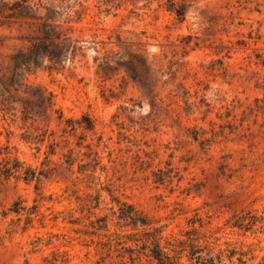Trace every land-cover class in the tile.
<instances>
[{
	"label": "rangeland",
	"instance_id": "rangeland-1",
	"mask_svg": "<svg viewBox=\"0 0 264 264\" xmlns=\"http://www.w3.org/2000/svg\"><path fill=\"white\" fill-rule=\"evenodd\" d=\"M169 2L27 0L78 51L21 79L0 19V264H264V0Z\"/></svg>",
	"mask_w": 264,
	"mask_h": 264
},
{
	"label": "trees",
	"instance_id": "trees-1",
	"mask_svg": "<svg viewBox=\"0 0 264 264\" xmlns=\"http://www.w3.org/2000/svg\"><path fill=\"white\" fill-rule=\"evenodd\" d=\"M185 0L180 3L170 0L168 10L173 12L178 19L183 20L186 12ZM38 9L27 3V0L13 1L12 3L0 0V19L6 21L12 20H30L37 21V35L32 40L26 53L20 52L16 55L18 63L16 64V77L21 79L25 72H30L41 66L45 61H48L53 66H58L67 56H75L78 51L76 41H73L64 31H61L58 25H55L50 17L46 15L44 18L37 16ZM50 12V10H47ZM22 86V84H19ZM41 99L45 100V96L41 94ZM20 170L8 167L5 163L0 168V174L10 176ZM26 178L31 174L29 171L23 172ZM174 252H177L180 257L186 254L188 261L195 264H222L220 256L211 257L210 252H205V248L195 245L193 242H179L178 246H170ZM153 257L159 263H163V259H167V255L161 250L156 249L153 252Z\"/></svg>",
	"mask_w": 264,
	"mask_h": 264
}]
</instances>
